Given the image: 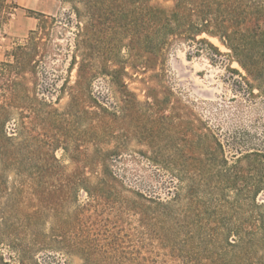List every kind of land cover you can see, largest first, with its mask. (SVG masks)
Here are the masks:
<instances>
[{
	"label": "trees",
	"instance_id": "trees-1",
	"mask_svg": "<svg viewBox=\"0 0 264 264\" xmlns=\"http://www.w3.org/2000/svg\"><path fill=\"white\" fill-rule=\"evenodd\" d=\"M61 1L69 4L61 16L63 23L73 21L75 28L69 49L75 79L67 86L69 99L63 112L38 95L39 63L59 54L53 51L59 47L52 42L53 26L61 23L56 15L28 10L37 21L35 28L23 44L9 51V59L0 61V166L30 176L35 185L38 205L26 216L29 231L35 232L42 214L52 215L48 244L78 256L82 264H173L181 235L197 241L191 264H264V147L238 151L240 155L229 163L223 144L205 127L204 154L211 167L206 174L198 168L190 173L186 160L163 154L153 142H146L151 151L146 159L182 184L184 199L177 192L162 199L128 188L111 168L112 157L124 147L113 128L126 121L128 110L142 105L125 78L132 71L158 77L165 51L175 42L188 44L194 54L209 50L212 57H220L223 53L208 40L217 39L240 67L241 71H233L244 88L250 94L254 89L264 94V0ZM17 7L15 0H0V24ZM97 74L106 75L115 86L122 114L111 112L92 92ZM145 86L144 104L163 107L174 103L158 96L162 89L170 92L160 81ZM79 112L92 113L96 145L89 150L75 144L69 152L73 168L65 172L53 151L68 147L57 129L47 127L61 125ZM13 115L15 128L8 132L6 126ZM109 138H115V145L103 147ZM247 169H251L253 184L248 190L240 185ZM78 189L86 193L87 200L68 211L66 205L76 202L72 195ZM226 192L234 193L230 202ZM259 194L261 202L257 201ZM238 204L251 207L249 219L222 218L228 211L219 206ZM126 209L139 216L140 252L132 251L135 232L122 224ZM205 238L210 241L206 263ZM16 246L24 254L25 247ZM191 250L182 247L181 252L188 257Z\"/></svg>",
	"mask_w": 264,
	"mask_h": 264
},
{
	"label": "rangeland",
	"instance_id": "rangeland-1",
	"mask_svg": "<svg viewBox=\"0 0 264 264\" xmlns=\"http://www.w3.org/2000/svg\"><path fill=\"white\" fill-rule=\"evenodd\" d=\"M15 2L18 7L0 24V61L9 59V51L15 45L23 44L29 32L35 28L37 21L33 16H29L28 10L56 15L61 23L56 22L53 26L52 42L58 45L59 48L53 47V51L59 54L46 57L39 63L38 95L58 112H63L69 99L67 86L75 79V69L69 66V49L75 28L73 21L63 23L64 20L61 18L62 14L68 11L69 4L61 0H15ZM160 2L164 5L170 4ZM208 40L223 53L220 57H212L209 50L194 54L193 48L188 44L175 42L165 51L163 61L159 65L158 77L151 76V72L132 71L131 76L125 78L128 88L142 102L138 110H128L124 114L127 119L121 126L113 128L117 140L123 141L124 147L112 157L111 168L122 177L126 187L149 195H157L162 199H168L176 192L181 197L184 194L182 184L180 185L172 174L146 159L151 153L146 142H153L156 149H160L163 154L186 160L190 173L197 172L195 168H198L206 174L211 171V167L206 153L204 154L205 127L223 144L229 163H233L235 157L240 155L238 151L244 153L252 149H263L264 94L256 89L250 94L248 89L244 88L240 76L233 71L241 69L226 55L227 49L215 38ZM149 81L152 83L160 81L166 86L170 92L162 89L158 96L168 98L174 103L163 107L144 104L145 83ZM91 90L111 112L122 114L119 108L120 95L109 77L97 74L92 80ZM92 117L91 112L82 114L79 112L77 116L63 120L61 125L51 124L47 127L57 129L63 135V145L68 147L67 150L56 148L53 151L65 172L73 168L69 152L75 144H84L89 150L95 148ZM15 122L16 117L13 115L6 126L8 132L13 131ZM195 126L198 127L197 131L194 129ZM113 139H107L102 144L103 147L112 148L116 143L115 138ZM250 171L251 169H247L246 176L241 178L244 181L240 182L241 188L248 190L253 187ZM29 177L1 169L0 166V264H82L78 256L66 255L48 244L46 236L53 223L52 215L42 214L34 228L35 232L29 231L26 216L38 205L32 189L35 185ZM225 196L230 202L234 193L226 192ZM74 199L76 202L66 205L68 211H72L74 205L84 203L87 195L78 189L77 193L72 195V200ZM257 201H262L261 194L257 196ZM221 206H219L221 210L228 211L222 218L249 219L251 207L247 204L224 209ZM138 218L135 212L126 209L122 224L126 230L129 228L135 232L136 241L133 243L136 246L132 251L140 252L142 250L137 242L141 231ZM196 242L179 236L176 243L180 251L176 253L173 264H191L198 249ZM209 242L205 238V263L208 261L206 244ZM16 243L25 247L24 254L16 251ZM129 246L130 244H126V247ZM182 247L192 248L188 257L181 252Z\"/></svg>",
	"mask_w": 264,
	"mask_h": 264
},
{
	"label": "crops",
	"instance_id": "crops-1",
	"mask_svg": "<svg viewBox=\"0 0 264 264\" xmlns=\"http://www.w3.org/2000/svg\"><path fill=\"white\" fill-rule=\"evenodd\" d=\"M41 12V11H40Z\"/></svg>",
	"mask_w": 264,
	"mask_h": 264
}]
</instances>
